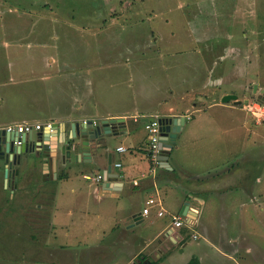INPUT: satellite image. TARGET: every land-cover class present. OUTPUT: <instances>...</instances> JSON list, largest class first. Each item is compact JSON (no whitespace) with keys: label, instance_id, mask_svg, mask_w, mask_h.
Returning <instances> with one entry per match:
<instances>
[{"label":"rangeland","instance_id":"rangeland-1","mask_svg":"<svg viewBox=\"0 0 264 264\" xmlns=\"http://www.w3.org/2000/svg\"><path fill=\"white\" fill-rule=\"evenodd\" d=\"M0 68L4 81L7 70L15 71V82L0 92V113L7 117L36 113L28 101L66 116L134 114L164 108L168 100L179 113L190 112L188 123L207 135L199 144L207 155L197 158L199 170L230 167L241 150L264 155V124L249 111L264 104V0H0ZM59 70L67 77L57 84L49 76L45 83L28 82ZM65 80L75 99L54 104L66 96ZM227 94L238 100L224 103ZM195 97L202 104L193 108ZM253 191L254 203L232 189L210 196L204 207L212 241L218 233L232 257L190 229L186 253L174 247L176 264L191 254L203 264H264V178ZM65 233L15 235L0 225V264H92L83 248L94 235L81 227L87 239L76 245V236ZM75 250L83 251L80 257Z\"/></svg>","mask_w":264,"mask_h":264},{"label":"crops","instance_id":"crops-1","mask_svg":"<svg viewBox=\"0 0 264 264\" xmlns=\"http://www.w3.org/2000/svg\"><path fill=\"white\" fill-rule=\"evenodd\" d=\"M0 72H4V69L0 68ZM7 72V81L0 80V92L2 89L7 90L9 82H15V71ZM40 75L41 78L28 82L45 83L49 76L56 77L54 84H57L67 77V73L60 70L54 73L43 71ZM11 79L13 81H8ZM25 80L21 78L22 83ZM68 81L63 83L64 87L67 85L66 96L58 101L53 100L54 104L69 98L73 102L75 99L74 89L68 85ZM31 89L35 91V88ZM86 97L80 98V102L86 103V100L95 96ZM197 98L192 99L193 108L202 104V100ZM215 98V95L211 97L214 106H218ZM167 101L164 108L146 109L134 114L125 111L85 115L74 111L63 116L55 110L48 111L44 106H34L31 101L26 102V108L31 114L36 113L29 117H7L6 113H0V128L17 123L60 124L59 133L53 130L50 134L47 132L46 138L40 139L39 143L33 141L35 150L24 154L21 163L13 166L11 184L6 177L8 166L0 158V225L6 226L15 235H27L31 230L37 231L42 237H47L53 231H65L66 235L73 233L76 236L73 244L76 245L83 244L87 239L78 233V229L83 227L94 235L93 243H87L83 248V251L92 254V260L89 261L92 264H160L164 261L176 264L178 254L174 252V247H178V252L182 248V255L186 253L192 241L190 229L192 233L203 231V234H198L199 237L194 234V238L200 239L204 235L221 255L232 257L222 248L218 233L213 240L218 241V245L212 241L214 234L204 226L207 219L206 215L203 216L204 207L210 196H222L232 189L241 190L254 203L256 196L253 188L264 178V167H261L264 155L257 156L241 150L236 153L237 159L230 167L226 165L218 169L217 164L199 170L195 167L197 158L207 156L199 144L207 135H201L198 128L188 123V120H193V117L188 119L190 112L179 113L178 108ZM3 102L4 97L0 96V103ZM76 104L79 102L76 101ZM155 114L185 117L181 127L173 124V128L179 130L178 136L171 141L164 139L157 166L150 160L149 134L142 121V117ZM119 117H125L127 124L112 141L110 149H103L98 156L83 157L82 148L76 142L75 149L72 145L68 146L72 150L70 157L62 153L64 124L67 125V134L72 136L73 122ZM121 146L128 150L118 151ZM110 154L113 164L122 163L121 167L113 165L112 171L108 164ZM99 175H103V178L98 179ZM151 198L161 202V205L151 206L146 214L144 209ZM185 208L190 210L185 216L189 223L177 227L173 216L183 215ZM161 211H165L164 214H160ZM174 236L179 240L175 245L170 239ZM229 241L237 242L232 237ZM75 251L78 257L83 252ZM193 258L192 254L186 258V264ZM197 258L203 264L202 258Z\"/></svg>","mask_w":264,"mask_h":264},{"label":"water","instance_id":"water-1","mask_svg":"<svg viewBox=\"0 0 264 264\" xmlns=\"http://www.w3.org/2000/svg\"><path fill=\"white\" fill-rule=\"evenodd\" d=\"M230 100H238V96L234 94H227L223 96L222 101L224 103L229 102ZM240 102V101H239ZM148 120H153L152 117L144 116L142 117L143 122ZM185 120V117H163L161 119V130H162V140L160 147L161 149L164 146V139L171 141L178 136L179 130L173 128V124L177 127L182 126V122ZM127 119L125 117L119 118H104L101 120H87V121H76L71 124L72 136L67 134V125H65L64 137L61 151L63 154H67V157L71 156L72 150L68 149L69 145H72V148H76V142L82 148V156H98L103 149H110L112 146V141L119 136L123 131L122 128L126 127ZM53 130L60 132V124L54 123L52 130L43 129L41 131H34L33 133L25 135H17L13 133H8L5 129H0V158L4 159L6 165V177L12 183V168L13 166L20 164L22 156L32 152L33 141L39 143L40 139L46 138L47 132L52 133ZM46 133V134H45ZM19 142H21L19 144ZM42 143V142H41ZM89 161H92L90 159ZM108 164L112 171L113 161L111 154L109 155ZM18 180V176L16 178ZM186 209V208H185ZM187 208L183 215L189 213ZM137 219V218H136ZM171 242L175 245L179 242L177 236L170 237Z\"/></svg>","mask_w":264,"mask_h":264},{"label":"built area","instance_id":"built-area-1","mask_svg":"<svg viewBox=\"0 0 264 264\" xmlns=\"http://www.w3.org/2000/svg\"><path fill=\"white\" fill-rule=\"evenodd\" d=\"M249 111L252 113V115L255 117L257 123H263L264 124V104H259L256 106L250 105ZM148 117H152L153 120H148L145 122L146 130L149 134V157L152 161L154 166H157L159 162V156L161 151V138L163 136L162 130H161V119L163 118L159 114L151 115ZM188 119H191L189 116ZM87 121V120H85ZM54 126L53 122H47V123H17V124H9L4 127V129L10 134L15 133L17 135H25L29 133H33L34 131H41L43 129L52 130ZM21 142H19L20 144ZM128 149L124 146L118 147V151L125 152ZM116 167H121L122 163H114ZM103 175H99L98 179H102ZM135 183H137L135 181ZM148 206L146 209H144V213L148 214L150 211V207L153 205H161V202L156 201L155 198H151L147 201ZM165 211H161L160 214H164ZM187 218V217H186ZM174 224L177 227L185 226L189 223V219L186 221L185 215H175L173 216ZM197 237V236H196Z\"/></svg>","mask_w":264,"mask_h":264},{"label":"trees","instance_id":"trees-1","mask_svg":"<svg viewBox=\"0 0 264 264\" xmlns=\"http://www.w3.org/2000/svg\"><path fill=\"white\" fill-rule=\"evenodd\" d=\"M189 264H201L200 263V260L197 258V257H194L190 262Z\"/></svg>","mask_w":264,"mask_h":264}]
</instances>
